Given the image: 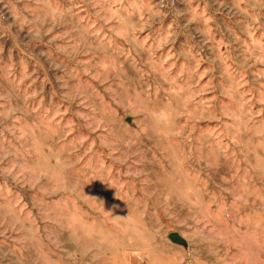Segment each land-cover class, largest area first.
Masks as SVG:
<instances>
[{
	"label": "rangeland",
	"instance_id": "374dc122",
	"mask_svg": "<svg viewBox=\"0 0 264 264\" xmlns=\"http://www.w3.org/2000/svg\"><path fill=\"white\" fill-rule=\"evenodd\" d=\"M0 264H264V0H0Z\"/></svg>",
	"mask_w": 264,
	"mask_h": 264
},
{
	"label": "water",
	"instance_id": "95a60500",
	"mask_svg": "<svg viewBox=\"0 0 264 264\" xmlns=\"http://www.w3.org/2000/svg\"><path fill=\"white\" fill-rule=\"evenodd\" d=\"M168 239L176 245L187 246L186 241L178 233H171Z\"/></svg>",
	"mask_w": 264,
	"mask_h": 264
}]
</instances>
